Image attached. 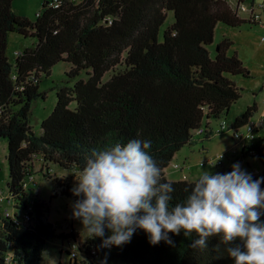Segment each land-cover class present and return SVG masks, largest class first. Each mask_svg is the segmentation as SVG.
Here are the masks:
<instances>
[{"label":"trees","instance_id":"16d2710c","mask_svg":"<svg viewBox=\"0 0 264 264\" xmlns=\"http://www.w3.org/2000/svg\"><path fill=\"white\" fill-rule=\"evenodd\" d=\"M53 2L46 1L30 21L12 11L13 0H0V142L8 143L10 204L27 212L23 220L7 210L0 214V264H43L49 240L77 239L73 231L57 234L48 219L49 204L30 206L26 184L36 157L75 175L92 149L149 140L162 180L175 189L171 205L183 202L191 182L170 181L168 168L177 154L196 143L195 135L205 140L216 135L209 130L212 121L221 120L242 98L234 78H251L238 54H229L231 40L223 39L214 56L209 50L218 24L260 25L240 18L228 0H57L51 6ZM169 13L174 21L162 32ZM11 34L35 39L14 62L8 55ZM62 62L71 70L57 87L56 106L37 135L31 125L33 103L47 98L40 79ZM257 112V104L247 107L232 127H244ZM250 156L262 166L253 179L264 177V134L232 163ZM47 178L56 183L51 199L75 201L71 177ZM169 235L173 245H150L137 230L130 243L111 249H100L101 239L89 238L84 253L91 264L105 259L106 264H232L224 245L212 250L217 237L201 250L188 246L195 235Z\"/></svg>","mask_w":264,"mask_h":264},{"label":"clouds","instance_id":"9594fccd","mask_svg":"<svg viewBox=\"0 0 264 264\" xmlns=\"http://www.w3.org/2000/svg\"><path fill=\"white\" fill-rule=\"evenodd\" d=\"M150 148L149 140L131 139L92 149L73 175L71 216L87 237L111 249L130 243L137 230L150 245H173L170 233L195 235L188 246L201 250L217 237L212 250L224 245L232 264H264V177L253 179L239 162L227 173L204 169L185 188L183 202L171 205L175 189L162 180Z\"/></svg>","mask_w":264,"mask_h":264},{"label":"rangeland","instance_id":"374dc122","mask_svg":"<svg viewBox=\"0 0 264 264\" xmlns=\"http://www.w3.org/2000/svg\"><path fill=\"white\" fill-rule=\"evenodd\" d=\"M49 0H13L12 11L20 16L35 21L37 15L43 10V5ZM247 2L246 4H249ZM264 4V0H256L255 5ZM240 18L247 20L249 16L245 13H239ZM174 21V14L169 13L168 19L162 32ZM223 39H229L233 42L229 54L237 53L244 63V66L250 72L251 78L235 77L237 86L242 89V98L237 101L230 109V112L221 118V120H213L211 127L216 132L220 123L226 121L232 124L234 120L240 116L249 106L257 104L258 112L252 118L254 121L264 118V28L260 25L247 23L239 28L228 27L224 24H218L215 30L214 43L209 46L212 56L215 55L218 45ZM35 43L33 38H24L18 34H11L9 38L8 55L12 62L15 61L17 54L24 48L30 47ZM71 70L68 63H60L54 67L51 76H43L40 79V91L47 94L46 99H38L33 103L31 125L34 133L41 135V124L53 112L57 103V87L67 79V72ZM81 78L87 79L85 73ZM110 78V74L106 75L105 81ZM196 143L192 147H185L182 153L174 159L172 165L167 170L170 181H179L182 176L180 170H175L173 164H179L181 167H190L192 169H204L212 173L220 172L222 169H231L232 156L235 142L233 141V133L226 132L216 134L211 139L205 140L203 136L195 135ZM220 153L227 154L225 165L223 167L201 166L209 160L215 159ZM8 143L6 140L0 142V189L4 195H8L9 168L7 163ZM235 162V161H234ZM250 163L247 169L245 163ZM241 168L246 170L253 176L257 175L262 169L261 163L255 157H248L246 160L239 162ZM243 163V164H242ZM49 171V174L47 173ZM53 178H72L74 176L57 165L48 164L41 157L34 159L33 177L29 181L28 189L31 191L30 206H35L38 202H45L50 206L48 215L49 221L55 226L57 234H68L74 232L77 239L68 244V241L61 239H51L46 245L43 264H91L94 263L85 257V243L89 239L79 220L73 219L71 216L72 199L58 197L51 199L56 189V183ZM17 214L23 220L27 212H19L14 210L13 205L7 202L0 205V214L4 215L5 211ZM80 250V251H79ZM74 251L78 254L76 257L71 256Z\"/></svg>","mask_w":264,"mask_h":264},{"label":"built area","instance_id":"2783aa9c","mask_svg":"<svg viewBox=\"0 0 264 264\" xmlns=\"http://www.w3.org/2000/svg\"><path fill=\"white\" fill-rule=\"evenodd\" d=\"M77 1V0H73ZM256 0H228V2L232 5H234L237 9V11L240 13H245L249 16L248 19H250L252 22L259 23L260 26L264 28V4L255 5ZM247 2H250L249 4H246ZM49 4V3H48ZM51 6L56 5L57 6V0L55 2L50 3ZM17 54V56H19ZM215 134H223L226 132H232L233 133V141L235 142V147L233 152L231 153V156L233 158V161L235 158H237L241 152V150L245 147L253 146L255 145L260 138L263 137L264 134V118H260L257 121H254L253 119L249 121L247 125H245L242 128H233L231 124H229L226 121H222L216 130L209 129ZM205 132V128H202L199 133L202 134ZM219 156V155H218ZM218 156L213 159L206 161L204 163H201V166H212V167H223L225 165L224 161L227 158V154L223 153L222 158L217 161ZM243 164V163H242ZM246 167L249 169L250 165L246 162ZM175 170H180V166L177 164L173 165ZM258 174V172H257ZM32 178V177H31ZM30 178V179H31ZM30 181V180H29ZM29 182L26 184V187L28 188ZM8 202L10 204V197L5 196L3 191L0 189V204ZM11 205V204H10ZM6 215L9 217L10 214L6 213ZM28 218V217H27ZM74 241L68 242L67 245H70ZM80 251V250H79ZM78 254L77 251H74L73 254L70 253L71 256L76 257Z\"/></svg>","mask_w":264,"mask_h":264},{"label":"crops","instance_id":"0c3cea01","mask_svg":"<svg viewBox=\"0 0 264 264\" xmlns=\"http://www.w3.org/2000/svg\"><path fill=\"white\" fill-rule=\"evenodd\" d=\"M180 153H182V151ZM180 153L177 154L175 158H177L180 155ZM177 165H179V164H177ZM179 172L181 173V176H182V178L179 181H181V180H187V181L192 182L198 176V174L200 173V170L192 169L190 167H181L180 166V171ZM260 172H261V170L258 172V174ZM166 175H167V172H166ZM167 177H168V175H167ZM184 177H186V178H184Z\"/></svg>","mask_w":264,"mask_h":264}]
</instances>
